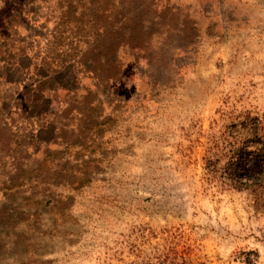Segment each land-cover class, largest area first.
<instances>
[{"label":"rangeland","instance_id":"1","mask_svg":"<svg viewBox=\"0 0 264 264\" xmlns=\"http://www.w3.org/2000/svg\"><path fill=\"white\" fill-rule=\"evenodd\" d=\"M3 17L0 264H264V0Z\"/></svg>","mask_w":264,"mask_h":264},{"label":"trees","instance_id":"2","mask_svg":"<svg viewBox=\"0 0 264 264\" xmlns=\"http://www.w3.org/2000/svg\"><path fill=\"white\" fill-rule=\"evenodd\" d=\"M4 19H0V34L1 35H3V36H5V37H7V35L9 34V35H11V34H15L17 31L16 30H13V31H10V32H8V31H6V29H5V27L7 26V27H10L11 26V19H8L7 20V17H3ZM9 18V17H8ZM8 32V33H7ZM2 81H3V83L5 84V86L3 85V84H0V112L1 113H8L7 111L8 110H6V107H7V104H6V102L4 103L5 105H3V102L4 101H6L7 100V98L6 97H4L5 95H7L8 93V90H7V88H6V86L8 85L7 83H8V81H10V80H8V75L7 74H4V75H2ZM8 102H9V100H8ZM249 158H253V159H255L256 161H258V162H261V160H259V158L258 159H256L255 158V156H253V157H249Z\"/></svg>","mask_w":264,"mask_h":264}]
</instances>
